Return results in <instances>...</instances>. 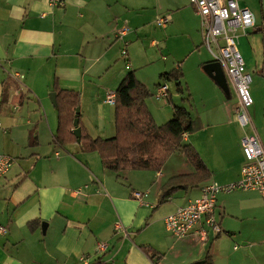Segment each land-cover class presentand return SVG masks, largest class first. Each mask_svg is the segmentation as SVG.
<instances>
[{"label":"crops","instance_id":"crops-1","mask_svg":"<svg viewBox=\"0 0 264 264\" xmlns=\"http://www.w3.org/2000/svg\"><path fill=\"white\" fill-rule=\"evenodd\" d=\"M137 1L139 4L131 7L129 0H62L56 5L51 0H0V100L7 98L11 103L20 99L17 109L24 112L25 97L29 101L34 97L46 111L33 112L32 102L28 105L32 112L25 115L10 118L7 112H1L4 104L0 111L7 124L0 122V152L16 162L0 179V226L7 229L0 233V264H82L81 256L87 257L90 264H191L208 253L216 264H264V201L258 191L235 190L218 195L215 218L220 233L203 221L193 236L179 238L165 225V217L198 197L202 186L241 177L245 163L242 137L250 128L238 127L237 106L231 107L224 92L227 74L223 85L210 72L216 67L214 59L206 67L205 59L195 68L188 66L194 68L187 86L190 110L182 105L203 124L200 130L184 135V141L197 149L211 172L198 187L179 190L158 204L169 178L196 171L182 151L171 154L157 171L115 172L103 167L98 152H85L79 141L65 146L54 141L58 110L52 112L49 95L55 92L57 101V89L81 93L80 126L93 138L115 136V104L106 102V93L116 91L133 66L149 96L162 99L158 97V86L167 83L173 100L169 81L160 78L157 83H149L141 75L153 63L146 50L140 60L135 54L143 44L140 37H145L147 27L152 25L149 20L159 19L163 10L170 21L160 26L169 37L175 35L195 56L201 43L205 47L200 16L189 0ZM241 4L248 6L245 0ZM259 28L256 18L255 26L242 38ZM123 29L126 32L119 35L118 30ZM157 44V39L150 41V47ZM125 45L129 46V58L122 53ZM243 49L246 66L252 64V51L244 45ZM122 59L128 72L123 71ZM255 64L262 72L257 76L263 87L264 59ZM185 65H181V92ZM167 67L151 71L161 76L174 69ZM15 73L21 74L23 81L16 79ZM256 97L259 101L261 94ZM151 101L147 97L157 124L162 116L164 120L171 118L170 112L162 113ZM263 103L264 97L263 112L257 118L253 114L251 117L254 124L259 120L263 134L257 130L264 142ZM135 192H140L142 198L137 199ZM119 221L128 235L116 231ZM202 228L206 230L204 236ZM100 242H106L107 249L99 251ZM142 245L151 246L157 257L151 259Z\"/></svg>","mask_w":264,"mask_h":264},{"label":"trees","instance_id":"trees-1","mask_svg":"<svg viewBox=\"0 0 264 264\" xmlns=\"http://www.w3.org/2000/svg\"><path fill=\"white\" fill-rule=\"evenodd\" d=\"M182 77L180 64L160 76L161 79L173 81H179ZM148 96V88L137 78L134 70L129 71L116 89V135L111 138H93L82 130L79 143L85 152H98L103 167L115 172L157 171L163 167L171 154L182 151L196 171L169 178L160 192L158 199L160 205L179 190L198 187L210 177L211 172L197 149L184 141L185 134L193 133L203 127L202 121L194 118L186 107L176 105L173 117L159 125L147 106ZM80 100L79 91L57 89L59 124L54 141L60 146L78 142L73 129L75 109L80 105ZM141 249L153 260L158 255L149 245H142ZM191 264L216 263L208 253L204 259Z\"/></svg>","mask_w":264,"mask_h":264},{"label":"built area","instance_id":"built-area-1","mask_svg":"<svg viewBox=\"0 0 264 264\" xmlns=\"http://www.w3.org/2000/svg\"><path fill=\"white\" fill-rule=\"evenodd\" d=\"M242 0H189L200 16V29L203 35V44L212 55L215 62L219 63L227 76L231 79L238 96L236 117L242 128H250L242 137V149L245 163L241 169V177L237 180L219 183L212 181L202 186L201 194L189 200L185 205L179 206L176 211L165 217L166 228L175 236L182 238L193 236L198 232V226L203 221L216 233L222 231L219 222L215 218L218 195L222 192L235 190H255L260 193L264 201V142L259 134L249 108L254 103L250 92L252 76L246 69L244 57L238 47L241 34H247V30L256 24L253 11L241 4ZM53 4H62V0H51ZM170 17L162 16L158 23L165 27ZM126 29L118 30L123 35ZM123 56L129 58L127 45L122 50ZM165 58V57H164ZM129 66V62L127 63ZM20 80L23 76L14 74ZM158 97L169 102V87L167 83L158 86ZM116 91L108 90L106 102L115 104ZM15 159L0 152V179L12 168ZM137 199L142 198L140 192H135ZM117 232L128 235L126 226L121 222L115 225ZM4 226H0V233L6 232ZM202 235L206 234L204 228ZM106 242L98 244V250L107 249ZM82 264H90L89 259L81 256Z\"/></svg>","mask_w":264,"mask_h":264},{"label":"rangeland","instance_id":"rangeland-1","mask_svg":"<svg viewBox=\"0 0 264 264\" xmlns=\"http://www.w3.org/2000/svg\"><path fill=\"white\" fill-rule=\"evenodd\" d=\"M112 1H117V0H112ZM124 2V0H119ZM127 1V0H126ZM245 3L249 6V8L253 11V13L256 15L257 18V23L259 24V29L256 30L255 33L249 34L247 37L242 38V34L240 35L238 40V47L240 51L243 54V57L245 59V54H244V49L243 45L246 46V48L250 49L252 51L253 55V61L252 64H247L246 68L247 71L251 74L252 76V82L250 86V92L251 95L254 99V103L252 106L249 108L250 114H253L255 118H257V115L259 116V112H263V106L261 104L263 97H264V86L262 87L263 82L261 83L260 79L261 77L257 75H262L261 70H258L255 68V63L257 61V64H261L262 59H264V34H263V29H264V0H245ZM129 4L131 7L134 5L139 4L137 0H129ZM151 3V7H152ZM147 14H151L148 10ZM167 14L166 10H163L162 16ZM160 16V17H162ZM151 21L152 25L150 27H147L148 33L145 37H140L141 40H143V44L140 45L141 48L138 47L139 52L135 51V54L138 55V60H140V56H143L144 49L146 50V54L152 59L153 63L148 69L146 74H142L148 81L149 83H157L160 81V75H157L156 73H153L151 70L156 69L157 67H162L164 68L166 65L167 70L172 69L177 67L179 64L180 65H185L186 69V77H184L181 80V85L184 89L183 92H181L178 87L180 82L179 81H173V80H164L162 81H169V86L170 89L173 93V100L170 98V102L166 103L163 99H158L157 96H148L151 98V102L153 103L154 107H156L158 110H160L162 113L165 112H170L171 113V118L173 117V112H174V106H182L185 105L189 110H190V104L188 101L189 98V93L187 86H189V82L191 81L192 77L194 76V68L197 67V63L201 60H206L207 62L203 64L205 67L210 61L213 60L212 55L209 53V51L202 45L201 43V48L200 50L197 51L198 56L192 55L191 51L186 48L184 43L177 39L175 35L172 37H169L166 32L165 28L161 27L160 24L158 23V17L155 18L154 22ZM242 38V39H241ZM153 39H157L158 44L150 47V41ZM129 48V46H128ZM167 56L166 60L163 59V56ZM246 60V59H245ZM121 66L124 68L123 71L128 72L129 69L126 68V62L122 59L120 61ZM119 64V65H120ZM188 66H193L194 68L188 69ZM135 70L134 66L131 68V70ZM260 78V79H259ZM22 80V79H21ZM13 84H17V86H20L19 82L16 80H11ZM23 81V80H22ZM233 83L231 79L228 77V87L224 90L225 96L229 97V104L231 107L235 108L238 106V96L234 92L233 89ZM220 87V86H219ZM221 88V87H220ZM222 89V88H221ZM223 91V89H222ZM236 91V90H235ZM25 93V92H23ZM260 93L261 97L260 100L258 101V98L256 97L257 94ZM32 97V96H29ZM50 100L51 96L49 95ZM32 101H29L28 97H25L26 102L24 103L25 111L23 112L21 109L18 110L17 107L20 102V99L17 101H12L11 103L9 102L7 98H5L3 101L0 100V111L2 110V106L4 104V109L1 112H7V115L12 118L15 115H20L23 114L25 115L27 112H32V109L28 107V105L31 106V102L33 105V112H46L44 109V106H40L38 104V101L34 97H32ZM29 101V102H27ZM52 101V100H51ZM9 104V106H7ZM264 104V103H263ZM52 108V112H56L57 108H55V104L50 105ZM80 107V106H79ZM81 109V108H80ZM167 110V111H165ZM9 112V113H8ZM18 112V113H17ZM58 112V111H57ZM81 112V111H80ZM114 112V110L112 111ZM195 114L196 112H192ZM256 114V115H255ZM171 118L164 120L165 118L162 116L161 119L159 120L158 124H163L165 121L170 120ZM8 121V119H6ZM255 121V120H254ZM0 122L2 125H7L6 122L4 121L3 117L0 116ZM239 124V123H238ZM237 124V125H238ZM255 125L259 132L263 134V130L261 128V125L259 123V120L257 119L255 121ZM5 127V126H4ZM238 127L241 129L242 126L238 125ZM249 128V127H248ZM243 130V128H242ZM116 135V132L115 134ZM188 143V142H185ZM181 155H177V158H180ZM185 158V157H184ZM15 159V158H14ZM181 159V158H180ZM16 163V162H15ZM14 163V164H15ZM13 164V165H14ZM245 264V262L243 263Z\"/></svg>","mask_w":264,"mask_h":264},{"label":"water","instance_id":"water-1","mask_svg":"<svg viewBox=\"0 0 264 264\" xmlns=\"http://www.w3.org/2000/svg\"><path fill=\"white\" fill-rule=\"evenodd\" d=\"M210 72L214 74V76L223 84L226 85V76H225V71L224 69L221 67V65L219 63H216V67H214L213 69H210ZM51 96V100L52 102L57 105V101H56V93L52 92L50 94ZM81 109L78 106L76 108V112H75V118H74V130L73 133L74 135L77 137L78 141L81 140L82 137V129L80 126V112Z\"/></svg>","mask_w":264,"mask_h":264}]
</instances>
